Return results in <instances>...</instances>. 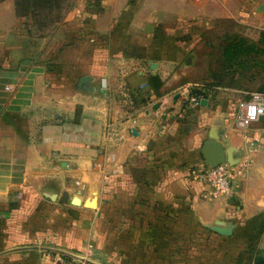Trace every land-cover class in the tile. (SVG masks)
<instances>
[{
  "label": "crops",
  "instance_id": "crops-1",
  "mask_svg": "<svg viewBox=\"0 0 264 264\" xmlns=\"http://www.w3.org/2000/svg\"><path fill=\"white\" fill-rule=\"evenodd\" d=\"M212 1L222 12L223 0L73 1L52 39L58 52L46 55L60 72L44 76V125L0 124V264H254L264 253V122L247 153L243 132L208 101L180 124L167 87L177 36L199 27ZM107 124L120 127V143ZM211 133L241 169L230 198H212L200 178Z\"/></svg>",
  "mask_w": 264,
  "mask_h": 264
},
{
  "label": "rangeland",
  "instance_id": "rangeland-1",
  "mask_svg": "<svg viewBox=\"0 0 264 264\" xmlns=\"http://www.w3.org/2000/svg\"><path fill=\"white\" fill-rule=\"evenodd\" d=\"M73 1L0 0V124L19 125L21 131L24 125H44L39 117L48 108L41 112L37 103L45 89L44 76L60 72L46 55L56 56L52 39ZM257 5L261 8L256 9ZM223 6L221 12L219 2H210L209 15L199 21V27H182L177 36L183 45L181 59L168 65L166 82L168 91H174L180 101L175 115L180 124L192 109L181 95L188 88L190 95L209 102V113L216 111L223 125L237 133L239 101L248 93L264 91V4L263 0H223ZM160 36L169 42L174 39V35ZM45 40L47 54L41 44ZM152 79L156 88L163 86L158 77ZM80 81L78 90L86 82L80 86ZM200 160L204 166L201 149Z\"/></svg>",
  "mask_w": 264,
  "mask_h": 264
},
{
  "label": "built area",
  "instance_id": "built-area-1",
  "mask_svg": "<svg viewBox=\"0 0 264 264\" xmlns=\"http://www.w3.org/2000/svg\"><path fill=\"white\" fill-rule=\"evenodd\" d=\"M7 89L9 90L10 87H7ZM139 91H135V94L138 95ZM127 94L129 95L128 92ZM181 95L185 97V102L189 108L199 106L200 102L203 100L202 98L190 95L188 88L184 89ZM261 122H264V91L248 93L247 98L238 103L235 125L238 131L243 132L242 139L246 146L247 153L252 152L258 142L255 132H253L252 135L249 134L250 129L253 125H257ZM105 135L108 139L113 138L114 143H120L123 140V135L118 125L107 124V126H105ZM135 149L140 153L146 150L141 144H137ZM240 172L241 169L228 164H221L215 168H209L204 165L200 170V178L207 183L212 198H230L235 195L237 190L236 179ZM55 264L90 263L84 259L81 260L73 257L60 256L55 260Z\"/></svg>",
  "mask_w": 264,
  "mask_h": 264
},
{
  "label": "water",
  "instance_id": "water-1",
  "mask_svg": "<svg viewBox=\"0 0 264 264\" xmlns=\"http://www.w3.org/2000/svg\"><path fill=\"white\" fill-rule=\"evenodd\" d=\"M86 81L81 79L80 86ZM201 105H206V101L202 100ZM158 108V105L153 106V111ZM234 151V150H233ZM201 156L205 166L215 168L221 164L233 165L232 152L226 151L223 144L218 141L217 135L211 133L206 141L203 142L201 147ZM222 235H227V232H218ZM82 260V259H81ZM91 264V263H90ZM254 264H264V253L258 255L254 259Z\"/></svg>",
  "mask_w": 264,
  "mask_h": 264
},
{
  "label": "trees",
  "instance_id": "trees-1",
  "mask_svg": "<svg viewBox=\"0 0 264 264\" xmlns=\"http://www.w3.org/2000/svg\"><path fill=\"white\" fill-rule=\"evenodd\" d=\"M152 80V82H153V84H154V79H151ZM193 96V95H192Z\"/></svg>",
  "mask_w": 264,
  "mask_h": 264
}]
</instances>
